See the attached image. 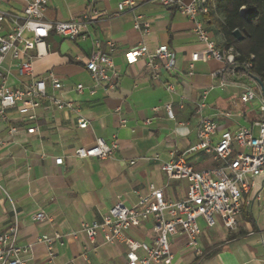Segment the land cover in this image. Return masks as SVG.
I'll return each instance as SVG.
<instances>
[{
  "label": "crops",
  "instance_id": "obj_1",
  "mask_svg": "<svg viewBox=\"0 0 264 264\" xmlns=\"http://www.w3.org/2000/svg\"><path fill=\"white\" fill-rule=\"evenodd\" d=\"M135 1L134 10L127 9L115 16L118 0H97L101 18L88 38L67 40L52 33L31 51L35 56V75L42 77L54 72L63 85L55 91L48 84V94L72 102L77 112L57 110L44 100L33 119L19 114L17 109L8 111V121L0 118V143H5L0 145V234L12 224L15 208L20 219V246L34 244L43 235H61L56 264H88L81 257L84 248L89 264H127L125 244H104L99 239L96 245H91L79 232L81 225L101 221L119 200L129 208L134 207L141 196L150 193L152 186L162 189L168 200H183L188 182L170 179L161 170L163 162L186 154L196 171L222 167V162L212 154L189 152L199 144L198 109L205 91L208 95L202 115L216 123L215 141L225 132L235 134L252 127L263 117L262 86L249 76L241 72L216 76L222 65L214 60L199 61L191 67L192 55L203 50L204 45L197 39L189 18L155 0ZM91 2L52 0L47 18L66 21L79 17ZM1 8L21 14L22 4L19 0H4ZM136 15L150 22V35L143 36L134 28ZM199 20L217 46L224 48L223 17L212 10ZM10 30L11 24L5 22L3 34ZM94 40H99L104 50L107 43H113L111 56L118 86L115 90L99 87L92 97L87 91L78 94L76 86H94L85 67L94 50ZM141 42L151 52L169 46L176 55L174 72H167L162 66L154 70L145 59L129 64L127 54ZM39 52L41 56H37ZM5 66L12 73L10 87H22L28 81L19 78L16 61L9 58ZM168 86L173 91L169 92ZM247 88L257 93V99L246 104L241 96ZM168 105L172 106L174 118L168 116ZM79 118L88 122L86 129L79 128ZM122 119L127 121L125 127L121 126ZM11 128H16L14 134H10ZM31 128L36 132L29 134ZM254 131L257 134L256 128ZM98 139L116 143L113 159L75 156L77 149H90ZM59 158L64 160L62 165L55 162ZM257 182L261 198L257 200V190L244 196L235 229L222 225L206 228L202 224L203 256H196L183 238H175L171 247L172 264H264V175ZM39 212H44L51 221H35L34 216ZM130 235L153 246L156 237L153 221L134 228ZM46 256V246L35 244L31 264H46Z\"/></svg>",
  "mask_w": 264,
  "mask_h": 264
},
{
  "label": "built area",
  "instance_id": "obj_2",
  "mask_svg": "<svg viewBox=\"0 0 264 264\" xmlns=\"http://www.w3.org/2000/svg\"><path fill=\"white\" fill-rule=\"evenodd\" d=\"M19 1L22 4L21 14L3 10L1 6L4 0H0V118L8 121V111L17 109L19 114L33 119L35 111L41 107L44 100L49 101L57 110L77 112L72 102L62 100L55 94H48V84H51L55 91L61 90L63 85L54 72L42 77L35 75V56L31 51L52 33L67 40L88 38L93 25L101 18V13L96 8L97 0H92L87 10L79 17L66 21H53L47 18L52 0ZM155 1L165 8L176 9L193 22V31L204 48L192 55L191 67L199 61L214 60L222 65L215 75L222 77L227 73L235 75L240 68L251 67L249 63L238 62L237 54L233 49L219 48L204 23L199 20L201 15H207L216 9L209 0H192L190 3H185L184 0ZM135 6V0H118V12L115 16H120L127 9L134 10ZM5 22L11 24V30L7 34H3ZM134 28L143 36L151 33L150 22L144 20L141 15L135 16ZM27 34L32 35V38H28ZM106 47L107 49L104 50L102 43L94 40V50L85 62L94 86L87 88L79 84L76 86L78 94L82 95L87 91L94 97L99 87L105 90L117 88V74L111 56L114 45L109 42ZM37 56H41L40 52ZM9 58L17 62L19 78L28 79L26 83H22V87L12 88L8 85L12 73L5 64ZM143 59L154 70L161 66L170 73L175 70L176 55L169 46H160L156 51L151 52L147 45L141 42L127 54L129 64H135ZM157 61L161 65L156 64ZM221 84L224 86L225 82L222 81ZM261 86L263 99L260 112L263 117L252 127L242 128L235 134L223 133L217 141H215L218 128L216 123L202 115L208 91L203 93L198 109L199 144L189 152L204 151L212 154L223 165L218 169L196 171L188 162L186 154L169 162H163L161 170L170 179L188 182V192L183 200H168L162 189L152 186L150 193L141 196L134 207L129 208L119 200L101 221L84 222L79 232L86 236L91 245H96L99 239H102L104 244H125L128 247L127 264H172L174 257L171 247L175 238H183L187 247L196 256H203L204 252L200 245L203 234L202 224L206 228L222 225L226 229L233 230L237 227L242 213L244 196L257 190L256 198L257 200L261 198L257 182V179L264 175V85ZM167 90L171 92L173 87L168 86ZM255 99L257 93L251 88H247L241 96V101L246 104ZM166 110L168 116L174 118L172 106H166ZM155 111H158V108ZM117 112L120 114L121 108H118ZM126 123L125 119L121 120L122 127H125ZM147 123L150 124L151 121ZM78 125L80 129H86L88 122L84 118H79ZM15 132L16 128H11L10 134ZM35 132V128L28 130L29 134ZM0 145L5 143L1 142ZM116 149L115 142L109 144L104 139H98L96 145L90 149H77L75 156L79 159L108 160L115 157ZM63 161V158H59L55 162L57 165H62ZM34 219L37 222L51 221L44 212L36 214ZM148 221L154 223L156 237L153 246L138 241L130 235L131 230L139 228ZM19 232L20 219L14 208L12 224L5 233L0 234V264H31L35 244L46 246V264H56L60 234L43 235L38 237L34 244L20 246ZM77 234L74 233L73 236ZM84 249L81 257L89 264L87 249Z\"/></svg>",
  "mask_w": 264,
  "mask_h": 264
},
{
  "label": "trees",
  "instance_id": "obj_3",
  "mask_svg": "<svg viewBox=\"0 0 264 264\" xmlns=\"http://www.w3.org/2000/svg\"><path fill=\"white\" fill-rule=\"evenodd\" d=\"M209 1L223 17L224 49H233L238 62L251 64L250 68H240L238 72L264 85V0ZM236 31L243 34L240 41L234 35Z\"/></svg>",
  "mask_w": 264,
  "mask_h": 264
},
{
  "label": "water",
  "instance_id": "obj_4",
  "mask_svg": "<svg viewBox=\"0 0 264 264\" xmlns=\"http://www.w3.org/2000/svg\"><path fill=\"white\" fill-rule=\"evenodd\" d=\"M234 35H235L236 39L239 41L243 38V34L240 31H236L234 33Z\"/></svg>",
  "mask_w": 264,
  "mask_h": 264
}]
</instances>
